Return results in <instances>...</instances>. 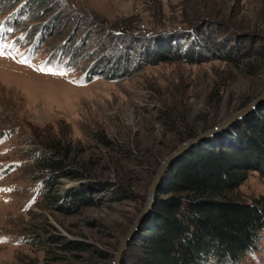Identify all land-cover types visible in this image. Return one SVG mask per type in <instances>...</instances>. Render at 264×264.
Segmentation results:
<instances>
[{
	"label": "rangeland",
	"instance_id": "374dc122",
	"mask_svg": "<svg viewBox=\"0 0 264 264\" xmlns=\"http://www.w3.org/2000/svg\"><path fill=\"white\" fill-rule=\"evenodd\" d=\"M188 24L206 37L186 31L145 41L151 56L162 54L156 64L145 63L139 46L130 63L108 49L138 45L130 37L120 46L110 32ZM263 36L264 0H0V264H111L180 136L214 127L264 89ZM173 38L179 50L190 43L189 53L159 50ZM209 38L215 48L206 51ZM220 54L229 56L210 59ZM56 148L87 175L60 177L52 192L84 189L86 205L60 211L47 203L51 174L35 159ZM99 182L113 185L101 190ZM118 184L124 194L114 192ZM260 196L264 171L250 169L231 197L253 205ZM239 260L264 264V229Z\"/></svg>",
	"mask_w": 264,
	"mask_h": 264
},
{
	"label": "trees",
	"instance_id": "16d2710c",
	"mask_svg": "<svg viewBox=\"0 0 264 264\" xmlns=\"http://www.w3.org/2000/svg\"><path fill=\"white\" fill-rule=\"evenodd\" d=\"M176 30H150L141 34L110 32L109 40H117L120 46L128 44L130 37H134V43L138 45L129 46L125 52L109 43L108 49L116 52L118 59L124 58L130 63V54L136 55L140 47L149 58L145 63L156 64L162 60V54L150 55L153 44L145 41L151 37L160 39L162 35L186 31L205 36L192 24ZM188 40L191 41L190 38ZM153 41L155 45L157 39ZM178 42L174 38L169 40V44L158 42L159 50H179ZM213 45L212 39H206L204 50L214 49ZM189 46L190 43L181 48L177 56L181 58L189 53ZM147 47L150 49L148 52ZM262 49L257 53L263 55ZM226 53L232 54L230 50ZM228 54L213 55L210 59L217 56L227 59ZM104 68L107 69V66ZM119 70L116 75L126 71V66ZM197 134L196 130L187 131L180 136V143ZM56 149L54 155L52 152L42 153L35 159L42 170L47 169L51 174L45 179V182L50 181L45 185L48 190L47 203L60 211L86 205L89 198L84 189L63 194L52 192V185L60 177L81 179L87 175L83 168L66 166L68 164L64 158L67 155ZM250 169L264 171V103L232 127L193 146L173 162L158 186L152 210L128 242L121 264H207L222 260L239 263V258L253 248L264 229V196L257 198L253 205L231 197L247 179ZM112 185L108 182L98 183L101 190ZM114 192L124 194L125 190L118 184ZM79 244L81 242H67L65 247H77ZM100 257L102 259V252Z\"/></svg>",
	"mask_w": 264,
	"mask_h": 264
},
{
	"label": "water",
	"instance_id": "95a60500",
	"mask_svg": "<svg viewBox=\"0 0 264 264\" xmlns=\"http://www.w3.org/2000/svg\"><path fill=\"white\" fill-rule=\"evenodd\" d=\"M260 100H264V89L248 105L232 113L230 116L225 118L223 121L219 122L214 127L181 142L172 152L167 154L162 159L155 175L151 179L148 188L147 199L143 204L141 210L137 213L131 226L127 229L125 234L120 239L113 255L112 264H121L122 256L128 242L132 239V237L144 221L145 217L150 213L151 209L153 208L158 186L163 177L165 176L166 172L169 170L170 166L173 164V162H175V160H177L183 153L187 152L193 146L201 143L205 139H209L217 135L219 132L225 130L229 125H232L237 119L244 117L246 114L254 110L258 106L257 104Z\"/></svg>",
	"mask_w": 264,
	"mask_h": 264
},
{
	"label": "snow or ice",
	"instance_id": "6c2138e0",
	"mask_svg": "<svg viewBox=\"0 0 264 264\" xmlns=\"http://www.w3.org/2000/svg\"><path fill=\"white\" fill-rule=\"evenodd\" d=\"M8 31H11V29H8ZM0 54H2V53H0ZM41 70H43V69H41Z\"/></svg>",
	"mask_w": 264,
	"mask_h": 264
},
{
	"label": "bare ground",
	"instance_id": "6f19581e",
	"mask_svg": "<svg viewBox=\"0 0 264 264\" xmlns=\"http://www.w3.org/2000/svg\"><path fill=\"white\" fill-rule=\"evenodd\" d=\"M261 101V100H260ZM260 101L258 103H260ZM258 105V104H257Z\"/></svg>",
	"mask_w": 264,
	"mask_h": 264
}]
</instances>
